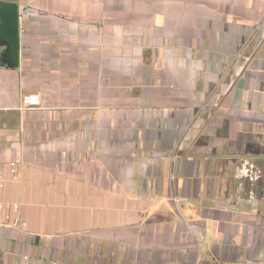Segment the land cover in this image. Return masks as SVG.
Returning <instances> with one entry per match:
<instances>
[{
  "label": "crops",
  "instance_id": "obj_1",
  "mask_svg": "<svg viewBox=\"0 0 264 264\" xmlns=\"http://www.w3.org/2000/svg\"><path fill=\"white\" fill-rule=\"evenodd\" d=\"M0 2V264H264V0Z\"/></svg>",
  "mask_w": 264,
  "mask_h": 264
},
{
  "label": "water",
  "instance_id": "obj_2",
  "mask_svg": "<svg viewBox=\"0 0 264 264\" xmlns=\"http://www.w3.org/2000/svg\"><path fill=\"white\" fill-rule=\"evenodd\" d=\"M0 53L1 61L9 68L19 66V12L15 4L0 2Z\"/></svg>",
  "mask_w": 264,
  "mask_h": 264
},
{
  "label": "built area",
  "instance_id": "obj_3",
  "mask_svg": "<svg viewBox=\"0 0 264 264\" xmlns=\"http://www.w3.org/2000/svg\"><path fill=\"white\" fill-rule=\"evenodd\" d=\"M24 103L29 105V106H33L37 103V98H34V97H29V98H26L24 100ZM11 174L12 175H15L16 174V165L15 164H11ZM3 187V183L1 182L0 180V189ZM17 205L14 206V209L17 210ZM5 208V204L4 202L0 199V210H3ZM26 224L24 223L23 226H25Z\"/></svg>",
  "mask_w": 264,
  "mask_h": 264
}]
</instances>
